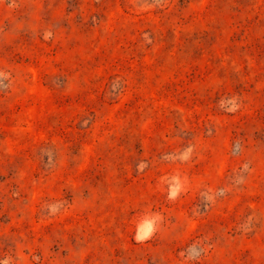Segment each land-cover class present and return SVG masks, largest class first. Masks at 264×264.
I'll return each mask as SVG.
<instances>
[{
  "label": "rangeland",
  "instance_id": "1",
  "mask_svg": "<svg viewBox=\"0 0 264 264\" xmlns=\"http://www.w3.org/2000/svg\"><path fill=\"white\" fill-rule=\"evenodd\" d=\"M0 264H264V0H0Z\"/></svg>",
  "mask_w": 264,
  "mask_h": 264
}]
</instances>
